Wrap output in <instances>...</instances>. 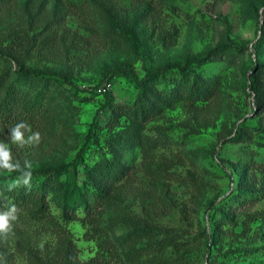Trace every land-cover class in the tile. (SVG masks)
<instances>
[{
  "label": "rangeland",
  "instance_id": "rangeland-1",
  "mask_svg": "<svg viewBox=\"0 0 264 264\" xmlns=\"http://www.w3.org/2000/svg\"><path fill=\"white\" fill-rule=\"evenodd\" d=\"M0 53V92L44 108L19 141L0 122V174L82 149L77 180L105 191L92 216L65 221L54 192L41 219L1 214L0 264H58L70 242L78 264H264V0H0Z\"/></svg>",
  "mask_w": 264,
  "mask_h": 264
},
{
  "label": "trees",
  "instance_id": "trees-1",
  "mask_svg": "<svg viewBox=\"0 0 264 264\" xmlns=\"http://www.w3.org/2000/svg\"><path fill=\"white\" fill-rule=\"evenodd\" d=\"M224 45L213 47L206 52V56L222 54L225 52L224 47L236 50L241 48ZM200 60L197 57L185 58L181 73H185L191 64ZM117 72L132 77L139 86L152 83L157 78L156 72L138 78L136 72L127 67H123ZM18 74L20 77L70 81L65 76L61 77L59 73L27 69L22 63L19 64ZM179 80L182 82L183 76L180 75ZM196 85L193 79L191 87ZM250 86L259 94V85ZM43 113L44 108L42 105L30 99L22 89L15 87L13 84L8 85L3 92H0V122L10 129H15L18 125H24V127H20V130L27 129V126L36 123L43 116ZM239 133V131H234L231 140H236ZM81 150L76 153L74 160L57 166L42 163L38 167L13 169L9 174H0V215L6 211H17L26 208L34 218L41 219L49 209L47 196L54 192L59 194L60 217L65 221L76 218L78 210L83 211L85 216H92L102 206L105 191L104 187L88 174L81 182L77 180L76 159L80 157ZM63 175L65 176L62 178ZM15 177L20 180L18 183H12L11 179ZM257 190L262 195L264 194V177L259 179ZM258 192L254 195L251 192L243 196L257 198L258 195L256 194ZM243 196L241 195L238 198L242 199ZM58 264H78L77 251L73 243H68Z\"/></svg>",
  "mask_w": 264,
  "mask_h": 264
},
{
  "label": "clouds",
  "instance_id": "clouds-1",
  "mask_svg": "<svg viewBox=\"0 0 264 264\" xmlns=\"http://www.w3.org/2000/svg\"><path fill=\"white\" fill-rule=\"evenodd\" d=\"M20 127H24V125H18L13 130L14 140L19 141L22 140V133L20 132ZM39 138V134H37V139ZM9 154L2 149H0V159H3L5 162L8 160ZM8 216H0V231H6L8 229Z\"/></svg>",
  "mask_w": 264,
  "mask_h": 264
},
{
  "label": "built area",
  "instance_id": "built-area-1",
  "mask_svg": "<svg viewBox=\"0 0 264 264\" xmlns=\"http://www.w3.org/2000/svg\"><path fill=\"white\" fill-rule=\"evenodd\" d=\"M101 90V89H100ZM103 90H105V88H103Z\"/></svg>",
  "mask_w": 264,
  "mask_h": 264
}]
</instances>
